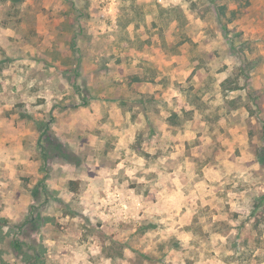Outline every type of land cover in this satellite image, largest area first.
Listing matches in <instances>:
<instances>
[{
    "label": "rangeland",
    "instance_id": "374dc122",
    "mask_svg": "<svg viewBox=\"0 0 264 264\" xmlns=\"http://www.w3.org/2000/svg\"><path fill=\"white\" fill-rule=\"evenodd\" d=\"M249 2L0 0V264H264Z\"/></svg>",
    "mask_w": 264,
    "mask_h": 264
},
{
    "label": "trees",
    "instance_id": "16d2710c",
    "mask_svg": "<svg viewBox=\"0 0 264 264\" xmlns=\"http://www.w3.org/2000/svg\"><path fill=\"white\" fill-rule=\"evenodd\" d=\"M238 2H239V7L236 10H231L227 6V4L219 6L217 8L216 12L218 14L219 21L222 24V26L227 27L226 26L227 23L231 22L232 18L235 19V17H236V19H242L245 15L244 11L251 6L250 5L251 3L249 2V0H238ZM241 10H243V11H241ZM134 79L137 82H141V80H142L139 77H134ZM41 264H44V262H42Z\"/></svg>",
    "mask_w": 264,
    "mask_h": 264
},
{
    "label": "crops",
    "instance_id": "0c3cea01",
    "mask_svg": "<svg viewBox=\"0 0 264 264\" xmlns=\"http://www.w3.org/2000/svg\"><path fill=\"white\" fill-rule=\"evenodd\" d=\"M4 120L0 119V128H2Z\"/></svg>",
    "mask_w": 264,
    "mask_h": 264
}]
</instances>
